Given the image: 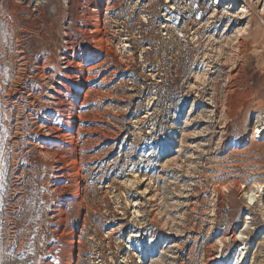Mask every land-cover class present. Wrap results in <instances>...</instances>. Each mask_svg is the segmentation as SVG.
Here are the masks:
<instances>
[{"label": "rangeland", "instance_id": "374dc122", "mask_svg": "<svg viewBox=\"0 0 264 264\" xmlns=\"http://www.w3.org/2000/svg\"><path fill=\"white\" fill-rule=\"evenodd\" d=\"M0 5V264H264V0Z\"/></svg>", "mask_w": 264, "mask_h": 264}, {"label": "bare ground", "instance_id": "6f19581e", "mask_svg": "<svg viewBox=\"0 0 264 264\" xmlns=\"http://www.w3.org/2000/svg\"><path fill=\"white\" fill-rule=\"evenodd\" d=\"M12 1V0H11ZM21 1H25V0H21ZM1 6V5H0ZM102 6V2H99L98 3V6H97V16H96V19H95V21H100L101 20V15H100V12H99V10H100V7ZM2 9V8H1ZM10 10V9H9ZM34 11V10H33ZM21 12V11H20ZM15 17V16H14ZM6 18V17H5ZM11 18V17H10ZM9 20V19H8ZM10 22V21H9ZM8 22V23H9ZM99 30V29H98ZM67 44V45H66ZM66 44H65V47L67 48V50H68V47H69V44L66 42ZM240 46L242 47L243 46V42L242 41H240ZM70 49V48H69ZM63 50V49H62ZM67 50H65V48H64V52H66ZM58 53H59V51H57ZM63 52V51H62ZM63 55L64 54H62V58L61 59H64L65 60V65H66V70H65V72L63 73L61 70H58L59 72V74H58V78H60V77H67L68 78V76H69V74H67V73H69V68H70V66H72V61L70 60V59H68V58H64L63 57ZM23 56V55H22ZM21 60V59H20ZM20 62V61H19ZM24 63V62H23ZM47 65H48V63H47ZM47 65H45L46 67H48ZM240 65V64H239ZM238 64L236 65V67L233 69V72H234V74H233V76H232V80L233 81H238L239 83L240 82H242L243 83V81H244V79H245V77H246V75H247V72H248V67H242V66H239ZM23 66H24V64H23ZM44 68V67H43ZM50 68V67H49ZM45 69V68H44ZM43 69V70H44ZM46 71L47 72H45L44 74H46V75H43L42 76V79H44V81L46 80V86L48 87V90H49V92H48V97H49V99H50V101L51 100H53L54 102H56V104L58 105L59 103H61L60 101H59V98L57 97V95L59 94L60 95V91L57 89V87H53V84H54V82H55V78H56V74L54 73V71H50V69H46ZM49 71V72H48ZM21 72V71H20ZM61 74V75H60ZM22 79V78H21ZM57 80H59V79H57ZM56 80V81H57ZM43 84V83H42ZM58 84H60V85H62L63 86V83H61V82H58ZM238 84V83H237ZM45 85V84H44ZM55 85H57L56 84V82H55ZM65 86V85H64ZM22 87V86H21ZM44 87V86H43ZM64 88V87H63ZM41 89V88H40ZM33 91V90H32ZM31 92V91H30ZM44 92V91H43ZM231 92V91H230ZM9 93V92H8ZM7 93V94H8ZM35 93V92H34ZM40 93V92H39ZM38 93V94H39ZM36 94V93H35ZM45 94V93H44ZM43 94V95H44ZM232 94V93H231ZM32 95V94H31ZM41 95V94H40ZM42 95V96H43ZM80 95V94H79ZM6 97V96H5ZM12 97V96H11ZM13 98V97H12ZM41 98V97H40ZM38 99V98H37ZM77 99H78V97H77ZM10 100V99H9ZM22 101V100H21ZM42 101V100H41ZM14 102H17V101H14ZM50 103V102H49ZM55 104V107H52V108H50L49 109V114H46V112L45 113H43L44 114V116L43 117H45L46 116V118H47V120L46 121H51V111L52 112H55V113H57L58 114V112H60V110L58 111V108H57V105ZM62 105V104H61ZM10 106V105H9ZM35 106V105H34ZM20 109V108H19ZM10 110V109H9ZM63 111V110H62ZM9 113V112H8ZM7 113V114H8ZM18 113V112H17ZM33 113V112H32ZM60 115V114H59ZM19 117V116H18ZM35 117V116H34ZM74 117H75V114H74V112L72 113V118H73V121H74ZM38 118V117H37ZM50 118V119H49ZM35 119V118H34ZM58 119H59V116H58ZM58 119H57V121H58ZM36 120V119H35ZM45 120V119H44ZM44 120H40V122H39V125H38V130H39V139L35 142L36 143V145L35 146H38V148H40V150H39V152L40 153H42V154H44V155H47L46 153H44V151H42L44 148H45V146L43 145L44 143H46V142H50V138L49 137H51V136H56L57 135V133H58V127L57 128H55V127H50V126H48V125H45V121ZM39 121V120H38ZM56 121V120H55ZM20 122V121H19ZM16 123H18V122H16ZM15 123V124H16ZM48 123V122H47ZM74 123V122H73ZM20 124V123H19ZM18 126V125H17ZM6 128V127H5ZM9 128V127H8ZM14 128H16L15 126H14ZM37 128V127H36ZM20 130H21V128H20ZM17 131V130H16ZM36 132V131H35ZM256 133H261V135L262 134H264V129L262 130V131H260V129H258L257 130V132ZM7 134V133H6ZM17 135L19 134V132L18 133H16ZM49 138L50 140H46V138ZM256 137V136H255ZM16 138V137H15ZM53 139H57V136H56V138H53ZM51 143H53L54 144V141H52ZM14 144V143H13ZM12 144V145H13ZM15 144H17V142L15 143ZM16 147V146H15ZM13 149H14V147H13ZM42 149V150H41ZM39 153V154H40ZM15 156V155H14ZM16 159V158H15ZM55 177H54V179L55 178H60V176L61 175H58L57 174V172L56 173H54L53 174ZM56 182V181H55ZM53 188H55V187H53ZM256 188H258V186H256ZM57 189V188H56ZM53 190V189H52ZM54 191V190H53ZM257 193V192H256ZM58 207V206H57ZM59 211V210H58ZM53 212V211H52ZM58 217V216H57ZM55 218V217H54ZM231 238H233V237H231ZM224 239H225V237H224ZM227 240H230V237H227L226 238ZM233 242H236L237 240L235 239V238H233V240H232ZM224 242L223 241H221V246L224 248L225 246H224V244H223ZM213 255H210V258H209V261H212V259H214L213 257H212ZM221 260H222V258H220ZM40 260V259H39ZM38 260V263H41V264H43V263H45V262H43V261H39Z\"/></svg>", "mask_w": 264, "mask_h": 264}, {"label": "built area", "instance_id": "2783aa9c", "mask_svg": "<svg viewBox=\"0 0 264 264\" xmlns=\"http://www.w3.org/2000/svg\"><path fill=\"white\" fill-rule=\"evenodd\" d=\"M41 264V263H40Z\"/></svg>", "mask_w": 264, "mask_h": 264}]
</instances>
